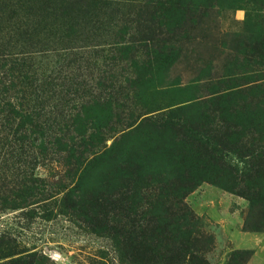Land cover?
Here are the masks:
<instances>
[{
  "label": "rangeland",
  "instance_id": "1",
  "mask_svg": "<svg viewBox=\"0 0 264 264\" xmlns=\"http://www.w3.org/2000/svg\"><path fill=\"white\" fill-rule=\"evenodd\" d=\"M175 1L181 7L183 3L185 6L191 2L198 3L194 0ZM202 1L196 6L210 4L212 12L206 9L194 16L191 22L184 18L182 25L188 33L183 37L176 31L180 25L172 26L169 32L165 28L161 30L160 37L173 47V51L159 61L152 54L158 49L152 36L155 34L159 38V33L148 31L157 20L156 14L151 12L157 8L156 0L58 1L54 6L56 11L46 16L48 19L76 22L77 33L81 30L80 24H88L83 33L63 41L64 45L73 46L70 56L59 59L66 74L63 85L75 94L67 95L65 89L59 94L64 100L77 99L76 102L70 100L68 105L75 104L70 111L81 116L80 120L86 115L95 117L94 133L98 129L106 132L110 128L114 131L122 128L137 99L141 101L138 105L149 107L158 103L184 104L186 109L180 118H184L186 126L194 124V132L188 133L189 129L177 125L155 131L153 120L160 115L154 112L148 116L150 121L146 120L148 117L136 121L137 129L121 142L118 140L116 153L111 156L126 155L129 163L139 165L140 179L160 185L175 180L178 172L187 167L197 166V171L191 175L197 184L184 201L200 220V230L204 235L195 238L187 235L183 240L184 233L181 232L179 246L184 243L188 251L194 248H202L203 251L196 253L191 261L186 255L179 264H264V245L256 246L253 234L247 233H264V65H257L263 60L252 56L264 51V13H251V19H246L245 9L231 6L235 0ZM154 4L155 7L152 6ZM164 14L168 15V12L164 11ZM111 33L124 35L125 44L131 46L130 51L124 60L114 62L115 67L109 65L112 61L108 58L102 66H93L91 57L99 54V49H104V37L108 38ZM148 36L150 42L145 40ZM95 44L101 47L94 49L92 46ZM46 60L44 64L48 63ZM66 65H71V68H65ZM100 85L106 87L98 91ZM107 87L129 94L128 98L133 101H123L125 109L107 110L99 100L97 104L90 105L94 108H86L85 102L91 100L92 103L94 97L102 99ZM236 89L243 91L241 100H238L242 105L238 108L245 109L243 127H237L239 135L233 133L235 124L223 112L227 104L224 106L225 101L217 98ZM194 103L200 104L188 107ZM138 111L135 109V113ZM255 120L257 128L252 127ZM95 125L99 127L95 128ZM208 139L222 151L211 150L212 145L206 143ZM112 140L105 139L107 147ZM112 160L106 156L100 164L91 165L78 181L77 178L63 179L62 184L71 183L65 192L72 194L62 201L63 208L54 205L51 212L42 213L43 218L39 214L32 221L14 219L13 213L2 215L0 231L11 229L22 243L36 245L38 254L32 257V264H101L98 261L99 242L106 239L92 231L98 225L92 220V213L100 210L110 215L112 203H107L112 200L108 198L116 199L119 197L116 190L122 194L126 188L113 179L112 184L102 185L103 171L110 175L116 170L117 174L118 160ZM53 171L55 169L45 166L37 168L36 173L40 179L47 180ZM99 197L107 200L104 202ZM97 203L102 206L99 208ZM139 215L136 213L135 217H148L147 213L140 212ZM178 216L174 214L173 219ZM141 221L146 223V220ZM120 222L124 226L130 224L124 219ZM180 224H184V231H189L186 220ZM123 225L117 224V227ZM173 247L165 254L169 259L165 264H178L173 262L177 259ZM128 251L125 252L124 264L129 262L128 257H133L128 255ZM53 252L59 253L61 260L52 257ZM135 258L137 261L138 256ZM107 264H111L108 258Z\"/></svg>",
  "mask_w": 264,
  "mask_h": 264
},
{
  "label": "trees",
  "instance_id": "2",
  "mask_svg": "<svg viewBox=\"0 0 264 264\" xmlns=\"http://www.w3.org/2000/svg\"><path fill=\"white\" fill-rule=\"evenodd\" d=\"M58 1L71 0H0V217L13 213L14 219L32 221L39 214L43 218V214L51 212L54 205L63 208L62 201L72 195L71 192H65L71 187V183L62 184L63 179L77 178L78 181L85 169L88 170L95 163L100 164L103 162L102 159L110 156L112 161L118 160L117 174L115 175L116 170H113L108 177V172L103 171L101 183L106 185L113 179L118 185L126 188L122 194L116 190L119 194L116 199L107 197L112 200L107 203H112L110 215L100 210L92 213V220L98 224L92 231L106 239L99 242L98 261L107 264L108 258L111 264H124L125 252L128 249V255L133 257H128L127 264H165L164 262L169 261L165 254L171 251L173 245L174 255L177 256L173 262L181 263L186 255L190 261L193 260L196 253L203 251L202 248H194L193 252L188 251L184 243L179 246V235L181 232L184 233L183 240L187 235L194 238L204 235L200 230V220L184 201L186 195L197 184L191 176L197 171V166L187 167L183 172H178L175 180L160 185L152 183L154 182L152 180L140 179L139 165L129 163L126 155L118 158L111 156L116 153L118 140L121 142L126 135L137 129L136 121L141 117H151L154 112L160 115L153 120L155 131L168 130L177 125L189 129L188 133L194 132L195 125L190 121L194 127L186 126L184 118H180L186 107L181 102L140 106L138 103L141 101L137 99L132 106L133 111L128 112V119L122 128L118 131L108 128L109 131L106 132L98 129L97 133H94L95 117L86 115L80 120L81 116L70 111L74 109L75 104L68 105L70 100L76 102L77 99L64 100L63 95L59 94L65 89L63 81L66 75L59 59L70 56L73 48L64 45L63 41L77 36L80 32L83 33L88 24H80L81 30L77 33L76 22L48 19L46 16L56 11L54 6ZM194 1L198 3L191 2L193 6L191 3L189 6L183 3L181 7L175 0H156L157 8L151 12L153 15L156 14L157 20L152 29L148 28L150 33H159V38L155 34L152 36L158 48L156 53H152L155 60L164 59L173 51V47L160 37L162 29L165 28L169 32L172 26L180 25L181 28H177L176 31L183 37L184 33H188L182 25L184 18L191 22L194 21V16L206 9L212 12L213 6L210 4L196 6L204 1ZM152 6L155 7V4ZM231 6H241L240 8L245 9L246 19H251V13H264V0H235ZM164 11H167L168 15H165ZM210 15L212 16V13ZM104 38H106L104 49H99L101 52L91 57V63L99 67L108 58L112 61L109 65L115 67L116 63L125 59L131 46L125 44L124 35L111 33L108 38L107 36ZM145 38L150 42L149 36ZM92 47L95 49L101 45L95 44ZM252 56L263 60V63L257 65H264V51L262 54ZM45 60L48 63L44 64ZM65 68L70 69L71 65H66ZM104 87L106 86L100 85L98 91ZM107 89L102 99L94 97L92 103L91 100L86 101V108L88 106V109L94 108L90 105L97 104L99 100L107 110L111 111L117 107L125 109L126 100L129 103L133 101L128 98L127 93L113 87ZM65 90L67 95L75 94L69 89ZM242 92L236 89L217 96L220 101H225L224 106L227 104L223 112H226L228 119L231 118L235 124L233 133L236 135L240 134L237 127H243L242 115L245 114V109L238 108L242 105L238 101L241 100ZM199 104H190L188 107ZM137 108L139 111L135 113ZM150 117L146 120L150 121ZM247 121L251 123L250 119ZM256 121L253 122L254 128L258 127ZM222 126L225 124L222 123ZM118 132L120 133L115 136ZM107 138H113L108 147L105 144ZM206 143L212 145L211 150L222 151L209 139ZM45 166L55 169L47 180L40 179L36 173L37 168ZM99 198L104 202L107 200L104 197ZM96 205L99 208L102 206L99 203ZM140 212L147 213V219L136 218V213L140 217ZM119 214H122V217H119ZM174 214L179 216L173 219ZM114 217H117L116 221ZM178 218L187 221L190 226L188 232L182 228L184 224H180L183 219ZM122 219L130 224L124 226L120 222ZM141 220H146V223L143 224ZM110 222L116 226L109 225ZM117 224L123 226L117 227ZM17 236L11 229L0 231V264H32V257L38 254L36 245L31 243V246H27ZM202 260L204 262V259Z\"/></svg>",
  "mask_w": 264,
  "mask_h": 264
},
{
  "label": "crops",
  "instance_id": "3",
  "mask_svg": "<svg viewBox=\"0 0 264 264\" xmlns=\"http://www.w3.org/2000/svg\"><path fill=\"white\" fill-rule=\"evenodd\" d=\"M248 234H253L254 237V243L255 245L263 246L264 245V233H252V232H247ZM239 245V244H238ZM239 249V247H237ZM240 249H246V248H240Z\"/></svg>",
  "mask_w": 264,
  "mask_h": 264
},
{
  "label": "water",
  "instance_id": "4",
  "mask_svg": "<svg viewBox=\"0 0 264 264\" xmlns=\"http://www.w3.org/2000/svg\"><path fill=\"white\" fill-rule=\"evenodd\" d=\"M51 256L54 257V258H56V259H58V260H61V256H60V254L57 253V252H53V253H51Z\"/></svg>",
  "mask_w": 264,
  "mask_h": 264
}]
</instances>
